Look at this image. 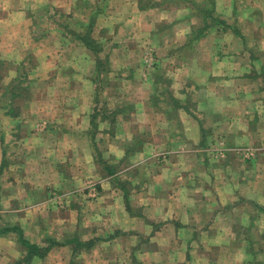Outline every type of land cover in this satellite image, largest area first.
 I'll list each match as a JSON object with an SVG mask.
<instances>
[{
  "label": "crops",
  "instance_id": "0c3cea01",
  "mask_svg": "<svg viewBox=\"0 0 264 264\" xmlns=\"http://www.w3.org/2000/svg\"><path fill=\"white\" fill-rule=\"evenodd\" d=\"M83 1L92 5L89 10L104 3L103 13L107 15L114 0H56L53 4ZM237 1L220 0L219 13L226 23L236 22L235 18L229 19L227 11L230 6L237 12L235 6L241 4ZM151 2L149 7L154 0ZM127 4L141 13L139 0H127ZM169 13L162 9L157 20L143 23L149 36L155 34L163 41L159 33L163 27L159 28V24L172 23ZM6 15L0 13V59L16 67L5 75L3 83L17 79V66L28 68L31 57L36 63L27 76L22 74L42 82L30 96L25 90L17 97L28 100V111L16 118L19 124L5 126L0 117V219L7 216L9 222L23 230L26 225L37 230L40 223L36 220L42 221L53 205L45 207L46 200L35 201L36 191L41 189L46 199L52 191L63 196L76 188L81 191L75 196L70 193L72 197L64 201L57 196L59 201L55 202L67 215L58 216L61 222L57 228L72 227L79 241L96 242L93 248L74 256L75 264L78 259L82 264H252L257 240L247 230L252 227L254 232L255 228L247 218L257 204L263 206L259 210H264V70L255 52L258 46L245 40V33L235 26L212 28L196 42L187 44L193 21L188 22L183 36L175 38L180 41L176 51L163 49L165 43L158 42L155 67L161 74L144 78L149 87L136 102L138 117L142 116L148 128L141 143L149 145L146 158L145 150L136 153L138 164L145 165V172L143 167L138 170L142 172L138 174L140 185L133 183L134 174L128 176L131 184L123 186L111 181L112 176L103 179L95 172L94 177H89L97 183V196L87 199L91 191L84 175L90 167L96 170L93 132L100 121L91 103V84L97 80L93 82L85 72L94 65L84 60L85 48L65 36L54 23L39 39L32 17L22 8L3 19ZM101 30H96L100 41L113 37L109 29ZM117 34L124 37L115 31ZM259 50L264 54V47ZM54 69L56 74L49 75ZM72 70L81 73L71 77ZM115 76L124 79L120 70ZM126 78L133 80V76ZM36 114L39 118L48 115L51 120L46 121L53 124H48L46 130L45 124H37H43L44 131L40 133L32 120ZM159 116L173 119L166 121L172 124L165 132L158 124ZM22 119L30 128L21 124ZM215 142L222 147L255 145L261 149L250 160L237 159L232 152L214 160L204 152ZM125 150L124 145L121 150L111 147L113 162H123ZM44 155L50 157L49 163L35 158ZM239 161L244 163L243 169L228 170L230 164ZM175 165L177 168L171 170ZM6 182L11 189L4 193ZM64 202L67 204H61ZM52 215L55 213L50 214L51 218ZM44 225L42 222L39 231ZM78 227L86 228L87 233L75 230ZM47 237L44 241L53 238ZM55 246L35 262L47 264L49 257H59V248L64 247ZM18 247L11 238L0 236V264L9 256L16 258ZM240 248L245 251V259Z\"/></svg>",
  "mask_w": 264,
  "mask_h": 264
},
{
  "label": "rangeland",
  "instance_id": "374dc122",
  "mask_svg": "<svg viewBox=\"0 0 264 264\" xmlns=\"http://www.w3.org/2000/svg\"><path fill=\"white\" fill-rule=\"evenodd\" d=\"M146 1L151 2L152 0H139V5L141 4V7H143L141 8L143 11L140 10L141 13H139L134 11L133 8H129L127 0H114L107 15H105L103 11L101 12V7L102 9L104 8V3H97L94 7L98 10V14L95 17V25L93 28L94 33L92 36L100 43L102 42L101 44L103 48L98 53H94L87 47L80 44L86 50L84 60H91L94 65L93 67H91V69L86 68L85 72L86 75L89 76V78L91 77L93 79V82H95L94 80L97 79V82L91 84L94 87V93L91 103L97 110V114H100L99 116H97V119L100 120L97 124L100 129L98 128L97 130L96 127L95 131L93 132V136L94 138H96L94 144L97 143V145H94L93 148L94 157L97 161L96 170L93 167H90V169L86 171L84 175V179L86 181L85 184L88 185L87 189L89 188L88 191H91V194H88L89 196L87 197V199H93L97 196V188L95 187L97 183L94 178L89 177V175H93L94 177L95 172L98 173V177L103 179H105V177L107 176H112L113 178H110L111 181L114 180L117 185L122 184L123 186H129L131 184V179L130 177H128L131 174H134L133 183L139 184V182H137L138 174H142V172H145L144 162L138 164L136 153L138 151L141 152V150H145L146 152H143V156H145V158L149 154L147 149L149 145H146V147H144L141 143V141L146 137L145 134L148 128L143 125L144 122L142 120V116L138 117L137 111L140 110H138L139 107L137 106L136 102L144 96V92L149 87V82L145 81L144 78L148 76L153 78V76H156V74L157 76L161 74V72H158L155 67L156 59L158 58L159 54V52H156L155 50L158 42H163L162 44L165 43L163 49L168 48V50L176 51L180 41H177V39L175 38H177L178 35L180 37L185 34V29L187 28L186 26L188 25V22L193 21L195 24L193 26H204V21L210 23V19L207 17H205V20L203 21L204 15L202 14H204L205 10H211L210 14L224 20V24L213 23L214 26L212 28L222 27L224 29H229L230 26L238 27L242 30V32L245 33V40L247 39V41L252 45L258 46L255 49V52L257 56H260L262 64L261 70H264V61H262L264 60V54L263 51L261 52L259 50V48L264 47V0H238L237 2H241V4L235 6V8H238L237 12L236 10L233 11V8L229 6L227 16L230 20L234 18L236 20V22L230 21V23H226V19L223 18V15L219 13L218 6H222L220 0H154L156 4L152 5V7H149V5L145 6L144 4ZM55 2L56 0H49L48 2L47 0H18L17 3L15 0L14 3L13 0H0V13H7V15L3 18L6 19V17H8V15L12 11H18L19 7L22 8L25 14L32 17L33 27L35 29L36 36H40L39 39L43 37L45 30L51 27L50 23H54L57 29L62 32L63 30H67L66 26L70 27L69 29H74L73 22L76 21L75 19L83 20L82 24L86 26L89 23V15L94 14V12L91 11L95 10V8L89 10L92 5H90V3L87 1L79 2L76 4L69 2L64 3L62 6L55 5L56 7L53 4ZM191 2H195V5H193V3ZM183 6H187L189 9H184ZM149 8H155L157 10H150ZM162 9H167V11L170 12L167 16L168 20L172 21V23L163 22L159 24V28L160 25L163 27V29H160L161 31H159V33L162 32L161 38H163V41L159 40V37L155 34L149 36L148 32L145 30L146 24H143L146 21L150 22V20L152 19L157 20ZM184 15L186 16V18L181 19V17ZM69 21L72 24L71 26L64 25ZM2 23L3 21L0 20V28L2 27ZM58 24H63V28L61 26H58ZM192 27L189 34L187 35L186 40H188L190 33L193 31ZM99 29H102L101 31L109 29L111 34H113V37H108L109 39H111L107 42V37L103 38L100 41V37L96 33V30ZM115 31L123 33L124 37L120 36L119 34L114 35ZM50 53H53L52 49H50ZM99 59L103 63V65L98 68L96 65ZM27 63L29 64L28 68L24 66H17V69H20V71L19 73H17V76L15 78H18L22 73L26 74L27 76V72H31V67L34 63H36V61L31 57L30 59H28ZM15 67L16 65L12 66L11 63L3 62L0 59V112H3V114L10 108L8 103L11 102V98L10 93H7L5 90L7 89V85L9 83H3L2 80L6 74L9 75L11 71L15 70ZM119 70L122 76H124L123 80H120L121 77L119 78L115 76L117 73H119ZM69 73V75L72 77L73 75L77 76L79 73H81V71L74 72L72 70ZM55 74V69L53 70V72H49V75L54 76ZM129 76H133L132 81L126 78ZM261 80L264 85V78H262ZM11 82L12 84H15L16 79H12ZM41 82V80H35L33 77L30 79L28 77H24V83L22 85L27 86L26 91L29 90L30 96L31 91L35 92L36 90H38V86ZM67 86H72V84H68ZM259 86L260 85H258L257 88ZM13 105H18L20 114L24 115L25 112L28 111V100L20 98L16 101H13L12 106ZM176 116L177 113H174L173 117L175 118ZM0 117L3 125L5 124V126L14 127L15 124L18 123V119H16L17 117L12 118L7 114L2 115L1 113ZM28 118L29 116L25 117V119ZM167 118V116H159L158 124L160 125V127H163L164 132L165 130L171 128L170 124H172L166 121L170 120V122H173L172 118ZM32 120H34L33 123H35L34 127H36V129H38L40 133L46 130L48 124H53L52 122L48 123L46 121L51 120L48 115L47 117L42 116L39 118L36 114V117H33ZM20 122H22L21 124H26L24 123L23 119ZM25 122L31 124L28 120H26ZM41 123L45 124L44 130L43 124L37 126V124ZM27 127L30 128V125H27ZM108 129L110 131L105 132V130ZM87 135H89V133H87ZM129 138H132L130 143H128ZM216 143L217 142L208 146V149L204 152L208 157L210 156L214 160L224 159L231 152L237 155V159H240L242 161L250 160L253 159L257 152L261 149L260 146L258 147L255 145H238L234 147H226L223 144L224 147H222L219 145V143ZM122 144L124 145V149L126 146L127 148H131V152L129 151L128 153H126L125 158H122L124 159L122 160L123 162L115 163L113 162L111 153H109L110 148L118 147V150H121L123 147ZM15 147L16 146H14V148ZM35 158L47 159L46 161H48V163L51 161L50 157L48 158L47 155H44V157ZM242 164L244 163L240 161L238 162V164L237 162H235V164L233 165L230 164L228 170L233 172L238 171L239 169H243ZM109 165L114 166V170H116L114 173H117L115 176H113L114 173L109 174L107 173V170H105V168ZM142 167L144 168V170L142 172L138 171ZM174 168H177V165L171 166V170ZM144 176H146V174H144ZM84 179H82V181ZM7 184L8 182H6V186L4 187V193L11 189L10 185L7 186ZM94 189L95 192L93 191ZM40 190L36 191L37 193L35 194V201L46 200L43 205L45 207L53 205V207H51L49 210H46V212L43 214L42 221H38L35 219L38 224L40 223L41 225L42 222H45V224L47 225H44L42 231H39L40 225L37 229L38 231L28 227L29 225L25 226L24 232L27 234L28 238H30L32 242L35 241L40 243L42 246H47V241H44L48 238L47 234L55 238V240L61 242L66 238L68 239L72 237L75 233L72 227L66 226L63 229L57 228V225L59 224L58 222H61L57 221L58 216H67L66 213L64 214V210L58 208L59 206L55 204V202L59 201L56 197L61 195L58 193H52V191L50 192V196L44 199L47 196L44 192H39ZM79 191L81 190L73 188V190H71V192H69L68 194H62L63 196H61V198H63V201L64 199L69 200L72 197L70 193L74 192L73 196H75ZM69 195L70 198L68 199ZM128 196V194L127 196H125L126 203L129 201ZM61 204L67 203L64 202ZM259 207L263 206L257 204L253 213L250 214L247 218L250 223H253V227H255L254 232L252 231V227H249L250 229L247 230L252 232L257 240V243H254V248L257 252L255 253L256 256H254L255 259L253 260L252 264H264V210H259ZM51 213H55V215H52V218L50 217ZM52 219H54V221H52ZM74 219L75 217L73 216V220ZM3 220L9 222V220L11 219L7 216H3ZM85 229L86 228L78 227L75 230H77L81 234H84L87 233V230L84 231ZM60 230H63V236ZM98 236L102 235L99 234ZM58 246L64 247L59 248V257L58 254H56L52 259L51 257H49V261L47 264H69L68 262L71 261V246L69 244ZM18 248L19 255L16 258L9 256L7 260L3 261V264H13L17 259L23 256L24 249L22 247ZM259 249L260 251H258ZM238 250L241 251L242 257L243 259H245V251L241 250V248ZM47 254H45L43 258H45ZM43 258L33 257L32 261L28 264H38L35 261ZM77 261L78 264H82V261H79V259Z\"/></svg>",
  "mask_w": 264,
  "mask_h": 264
},
{
  "label": "trees",
  "instance_id": "16d2710c",
  "mask_svg": "<svg viewBox=\"0 0 264 264\" xmlns=\"http://www.w3.org/2000/svg\"><path fill=\"white\" fill-rule=\"evenodd\" d=\"M190 1V0H189ZM152 2H145L146 5H151ZM193 5H195V2H191ZM154 4H156L154 2ZM152 4V5H154ZM103 11L101 7V12ZM91 12H94V14L89 15V23L84 26L82 23L83 20L81 19H75L76 21L73 22V28L74 29H69L70 27L66 26L67 30H63V34L65 36L69 37L71 40L78 42L79 44L87 47L94 53H98L99 51L102 50L103 46L102 44L93 38V28L95 25V17L98 14V10H92ZM100 12V10H99ZM211 10H205L204 14V19L205 17L210 19V23H207L204 21V26H193V31L190 33L189 38L187 40V44H191L193 42H196L200 37L205 36L206 33L212 29L214 26L213 23L215 24H224V20L213 16L210 14ZM57 23V22H55ZM64 25L71 26V22H66ZM58 26H61L63 28V24H58ZM195 29V30H194ZM103 63L100 61V59L97 61V67L99 68L102 66ZM21 76H24L23 74ZM95 79V78H94ZM97 79H95L96 81ZM24 79L17 78L16 83L12 84L9 83L7 85L6 92L10 93V98L11 102L8 103L9 109L5 112V114L9 115L12 118L19 117L20 111L17 105H13V101L17 100V97L23 95L24 91L27 90V86H23ZM26 98V97H25ZM94 117V115H93ZM92 133V132H91ZM131 152V148H127L126 153ZM126 156V154H125ZM108 165V164H107ZM107 170V173L113 174L116 170H114V166L109 165L105 168ZM260 209H263L262 207H259ZM0 236H6L14 240L20 247L24 249V254L21 256L19 259H17L13 264H28L32 261L33 257H39L43 258L49 250L55 246V245H63V244H69L71 246V254H72V259L69 262V264H75L74 263V256L79 253L81 250H89L91 249L94 244L96 243L95 240L90 239L87 241H79L78 237L76 235H73L70 238H66L64 241L60 242L58 240H55L53 238H49L46 242L47 246H42L40 243L31 241L30 238H28L27 234L24 232V230L17 225V223H11V222H6L4 220L0 219Z\"/></svg>",
  "mask_w": 264,
  "mask_h": 264
}]
</instances>
